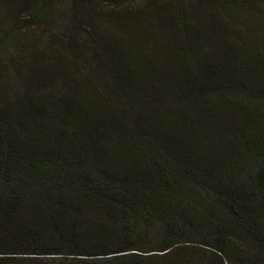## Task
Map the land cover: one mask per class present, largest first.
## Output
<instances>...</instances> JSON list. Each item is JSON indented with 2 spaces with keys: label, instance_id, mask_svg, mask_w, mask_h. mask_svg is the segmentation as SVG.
Listing matches in <instances>:
<instances>
[{
  "label": "trees",
  "instance_id": "1",
  "mask_svg": "<svg viewBox=\"0 0 264 264\" xmlns=\"http://www.w3.org/2000/svg\"><path fill=\"white\" fill-rule=\"evenodd\" d=\"M0 264H264V0H0Z\"/></svg>",
  "mask_w": 264,
  "mask_h": 264
},
{
  "label": "rangeland",
  "instance_id": "2",
  "mask_svg": "<svg viewBox=\"0 0 264 264\" xmlns=\"http://www.w3.org/2000/svg\"><path fill=\"white\" fill-rule=\"evenodd\" d=\"M7 14H8V13H7ZM9 17H10V16H9ZM62 18H63V17H62ZM62 18H61V19H62Z\"/></svg>",
  "mask_w": 264,
  "mask_h": 264
}]
</instances>
